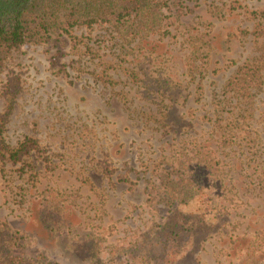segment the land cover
I'll return each instance as SVG.
<instances>
[{
  "label": "rangeland",
  "instance_id": "rangeland-1",
  "mask_svg": "<svg viewBox=\"0 0 264 264\" xmlns=\"http://www.w3.org/2000/svg\"><path fill=\"white\" fill-rule=\"evenodd\" d=\"M156 2L155 32L126 42L33 25L2 55L3 139L29 142L0 158V224L31 263L264 251V0Z\"/></svg>",
  "mask_w": 264,
  "mask_h": 264
},
{
  "label": "trees",
  "instance_id": "trees-1",
  "mask_svg": "<svg viewBox=\"0 0 264 264\" xmlns=\"http://www.w3.org/2000/svg\"><path fill=\"white\" fill-rule=\"evenodd\" d=\"M157 4L156 0H0V68L2 55L32 38L33 25L44 30H47L48 25L67 26L72 30L83 26L92 30L93 26H96L110 34L115 33L112 36L115 42L118 43L120 39L126 42L128 35L135 38V35L148 34V31L157 28L156 25L160 21L154 15V12L158 13L160 10ZM260 16L264 20V13H260ZM27 142L29 141L21 143L17 150L10 149L3 139V122L0 118L1 159L17 162L19 155L26 150ZM194 174L195 172L188 174L192 182L199 180ZM193 186L194 184L192 188ZM179 217L180 214H177V217L172 219L173 225L166 227L168 232H171L174 226L178 228V231L172 232L178 239L184 231L176 222ZM190 229L194 230L192 227ZM13 240L9 228L0 224V264H36L16 253ZM134 247L138 249V246ZM263 258L264 251L260 248L249 249L241 264H256ZM249 261L251 263H248Z\"/></svg>",
  "mask_w": 264,
  "mask_h": 264
}]
</instances>
